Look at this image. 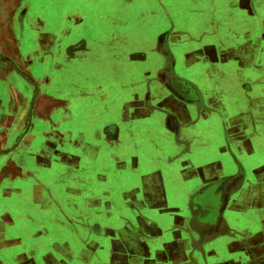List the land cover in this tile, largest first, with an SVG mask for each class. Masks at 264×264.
Segmentation results:
<instances>
[{
  "label": "crops",
  "instance_id": "1",
  "mask_svg": "<svg viewBox=\"0 0 264 264\" xmlns=\"http://www.w3.org/2000/svg\"><path fill=\"white\" fill-rule=\"evenodd\" d=\"M257 63L264 68V0H0V155L29 144L38 120L50 131L39 135L59 145L39 172L47 199L29 193L51 211L46 233L60 228L46 235V257L251 264L258 254L263 263ZM164 71L194 87L199 103L179 100ZM21 156L10 155L0 179L22 172ZM239 168L220 229L202 233L192 196ZM30 199L19 198L26 214Z\"/></svg>",
  "mask_w": 264,
  "mask_h": 264
},
{
  "label": "rangeland",
  "instance_id": "2",
  "mask_svg": "<svg viewBox=\"0 0 264 264\" xmlns=\"http://www.w3.org/2000/svg\"><path fill=\"white\" fill-rule=\"evenodd\" d=\"M15 8V23L18 21L22 27L23 8L19 3L15 4ZM78 38H81V35L77 37V39ZM77 39L74 36V40L72 39V41L75 42ZM257 64L261 66L263 65V63ZM256 69L259 72L264 71L263 66L261 68L257 66ZM34 124L36 129L32 132L31 140L28 141L30 142L29 144L24 146V143H21V146H17L12 152H3V155H0L1 171L5 168L7 159L11 154L13 156L18 152L22 154L19 159L21 161V166H19L21 169L20 172H22L17 173V175L14 176L6 177L3 180L0 179V264H40L37 259L29 258L31 257L30 255H33L36 251L39 254H42L45 264H55V259L46 258V256H48L45 255L47 249L46 244L49 242L51 236L60 234V228L56 226L48 227V233H46L45 227L42 225L43 221L48 216L51 217V211L38 210L37 208L41 206L40 201L38 199L35 201L33 197L31 198L33 200H31L29 193L31 188H36L39 196L42 199H47V196H43V185L38 179L39 172L43 170L42 173H45V175L49 172L46 168L48 166L45 165L46 161H49L48 157L56 154V149L59 148V145L54 141H49L48 139L50 138H42L39 135L42 129L45 133L50 132L47 130V126L44 122L38 120ZM257 135L258 138H262V133L260 134V132H257ZM46 140L50 143H47ZM3 149L6 150V147L1 148L0 150ZM23 159H30L32 160V163H26L24 167ZM25 171L29 172L26 180L22 176ZM19 198L21 200L29 198L31 200L29 206L35 207L36 209L28 210V214H26L25 210H22L21 208L23 205L19 204ZM30 214L33 215L34 218ZM66 217H69L70 220L72 218L68 215H66ZM32 225H35V227L31 228ZM46 235H50V237H47ZM235 261L238 263L237 260ZM250 261L251 260H249V262ZM243 263H245V259H243Z\"/></svg>",
  "mask_w": 264,
  "mask_h": 264
},
{
  "label": "flooded vegetation",
  "instance_id": "3",
  "mask_svg": "<svg viewBox=\"0 0 264 264\" xmlns=\"http://www.w3.org/2000/svg\"><path fill=\"white\" fill-rule=\"evenodd\" d=\"M80 44V43H79ZM78 43L75 44L74 50L78 51L80 50L81 46ZM163 83L170 88V90L175 93L176 97L187 103H193L197 104L199 103V95L197 90H195L194 87H192L189 83L178 80V79H173L172 77L169 76L167 71L162 72L161 74ZM255 104L254 106L256 108H262L261 105H259L260 101H264L261 98L260 92H258L255 95ZM258 119L256 118L255 121ZM259 121V120H258ZM259 132V131H258ZM257 132H256V137H257ZM44 162V161H42ZM238 168V167H237ZM242 168H239V171H237L234 176L222 179V180H217L214 182H210L201 188H199L195 194L192 196L190 200V205H193L194 208L199 207L200 211L198 213L197 221L200 225H198V229L201 230L202 233H209V232H214L218 231L220 229V224H221V216L223 211L225 210V207L229 201V197L232 196V193L235 192L240 180L242 179ZM198 193H200V197H198L195 200V197L198 196ZM211 194V195H210ZM213 195V196H212ZM210 196H212L211 199ZM200 199V204L198 203V200ZM75 221V218L73 219ZM36 251L33 253V255H30L31 259H37L40 264H45L44 263V257H42V254H39ZM47 258V257H46ZM259 258V259H257ZM262 257H255V259H251L250 263L251 264H263L261 261ZM72 261L75 262V257L72 258ZM28 263V262H27ZM55 264H57L55 262ZM61 264H64V262H61Z\"/></svg>",
  "mask_w": 264,
  "mask_h": 264
},
{
  "label": "bare ground",
  "instance_id": "4",
  "mask_svg": "<svg viewBox=\"0 0 264 264\" xmlns=\"http://www.w3.org/2000/svg\"><path fill=\"white\" fill-rule=\"evenodd\" d=\"M37 106H38V108L43 109L45 107V103L44 102H38L37 101Z\"/></svg>",
  "mask_w": 264,
  "mask_h": 264
},
{
  "label": "water",
  "instance_id": "5",
  "mask_svg": "<svg viewBox=\"0 0 264 264\" xmlns=\"http://www.w3.org/2000/svg\"><path fill=\"white\" fill-rule=\"evenodd\" d=\"M199 195H200V193H198V196L195 197V200H196L198 197H200ZM199 202H200V199L198 200V203H199ZM199 204H200V203H199Z\"/></svg>",
  "mask_w": 264,
  "mask_h": 264
}]
</instances>
